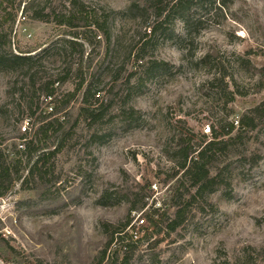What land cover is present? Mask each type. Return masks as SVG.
<instances>
[{
  "label": "rangeland",
  "instance_id": "obj_1",
  "mask_svg": "<svg viewBox=\"0 0 264 264\" xmlns=\"http://www.w3.org/2000/svg\"><path fill=\"white\" fill-rule=\"evenodd\" d=\"M81 1L89 13L110 16L109 42L99 34L92 46L84 43L82 68L85 85L101 91L102 104L111 101V106L101 126L77 123L76 135L67 138L52 175L43 182H19L0 197V264H264V123L249 131L247 144L237 150L246 152L245 161L236 162L235 155L219 166L228 187L221 185L193 202L181 225L173 232L167 228L175 212L173 193L187 186L185 181L179 184L182 173L170 161L172 153L183 142L209 141L208 127L220 132L264 104V87L257 85L261 72L246 73L236 65L238 59L249 58L264 69V0H226L222 11L208 7L196 12L188 40L179 19L150 34L156 22L146 8L148 0ZM28 2L4 3L0 52L36 54L38 82L61 70L52 55L69 38V29L33 20L23 10ZM68 2L40 4L64 14ZM205 54L210 55L207 65L196 66ZM157 62H162L161 69L152 71ZM221 76H227V88L213 81ZM231 77L242 94L234 99L228 95ZM76 82L71 77L56 95L72 91ZM37 86L32 87L24 71H0V148L11 158H18L14 146L33 138L38 118L54 106ZM81 100L79 93L56 115L65 129L76 123ZM123 107L139 111L132 123L119 114ZM23 124L29 128L25 136L20 132ZM99 132L108 135L103 143L91 142ZM56 142L52 138L41 144L48 150ZM252 157L258 162L251 168ZM30 166L21 158L20 174L26 176ZM142 202L145 208L129 214L131 204L138 208ZM127 218L133 226L143 219L144 235L134 244L124 229L101 261L108 241L103 225L123 224Z\"/></svg>",
  "mask_w": 264,
  "mask_h": 264
},
{
  "label": "trees",
  "instance_id": "obj_2",
  "mask_svg": "<svg viewBox=\"0 0 264 264\" xmlns=\"http://www.w3.org/2000/svg\"><path fill=\"white\" fill-rule=\"evenodd\" d=\"M10 0H0V11L3 12L5 7L4 3H8ZM12 1V0H11ZM42 0H29L23 6L24 12H30L31 17L35 21L49 23L52 22L56 26L66 27L69 29L68 36L64 40H61L62 45L60 49H57L55 55L60 62L61 70L56 74L54 78L50 77L46 80L38 78V82L34 81L38 72L36 69L40 60L36 58V54L32 55L31 52H20L18 54L12 52H0V71L7 75H12L17 71H24L25 75H29V81H31L32 87L37 86V90L44 94L46 100H50V104L53 101L54 106L50 107L51 111L44 116L38 118L39 125L35 130L33 138L25 141L24 144H19L13 148V156L17 159L11 158L9 154H5L0 148V197L5 195L7 191L13 188L17 183L21 182V186L33 183L35 179L39 182H43L47 175H52L54 169L55 159L58 154L64 149L67 138H70L72 132L75 133L74 128L79 121H83L88 127L94 125H100L103 119L106 117V112L111 106V101H106L104 105L100 99V92L93 88L92 84H86L85 73L82 68V60L85 57L84 43L92 46L93 42H96V38L101 35L109 42V34L107 29V22L110 19L109 15L98 17L95 14H91L86 10L85 4L81 0H69L68 8L64 14L48 10L47 6L41 5ZM226 0H148L147 7L151 9L152 15L156 25L150 31V34H155L163 23H169L173 20L179 19L182 21L185 27L186 39H190L192 36V29L197 23L195 18L196 12L207 9L208 7H214V10L222 11L225 9ZM172 3V4H170ZM217 4V5H215ZM6 5V4H5ZM208 5V6H207ZM133 7V6H132ZM131 11H133V8ZM161 21V22H160ZM165 30H163L162 34ZM166 33V32H165ZM164 33V35H165ZM100 34V35H99ZM99 38V37H98ZM251 52H247V57ZM77 58V62H74ZM210 59L209 54L200 56L196 60L197 65H207ZM162 62L154 64L152 71H159L161 69ZM76 65V66H75ZM237 67L248 73L250 71L261 72V82L258 81V87H264V69L256 68L249 58L238 59L236 63ZM73 77L75 85L73 90L66 92L62 97H58L56 92L63 84ZM227 76H221L215 78L213 81L223 84L224 88L228 87V82L225 83L224 78ZM233 90L228 92L229 98L234 99L235 95H242L236 85L233 78H229ZM212 83V82H211ZM263 85V86H262ZM82 93V102L80 103L78 118L73 128L67 130L64 128L62 120L55 118L56 115L65 111L68 104L74 100L78 94ZM110 93V90L108 91ZM58 97V98H57ZM98 104V108L95 106ZM27 109L30 115H35L32 104ZM121 117L123 116L127 123H132L131 119H136L135 116L139 115V111L134 110L132 107H123L119 110ZM134 117V118H133ZM50 118H52L50 120ZM109 118L107 121H111ZM264 123V104L258 105L246 113L241 115L236 121L227 123L221 127L220 132L214 128V126L208 127L210 131L211 139L203 144H193L183 142L180 144L173 153L170 161L176 164L179 170H181V181H185L187 186L181 192L175 190L172 199L174 204L173 208L175 212L173 219L167 224V228L170 232L176 230L183 221L185 216V210L193 202L200 200L205 195L208 196L213 193L217 188L223 184V168L219 166L225 164L228 159L238 157L236 162L245 159V151L237 152L240 146L242 148L247 144L246 137L249 131H253L255 128ZM101 126V125H100ZM102 131V130H100ZM236 131L233 135L232 133ZM108 135L95 133L91 136L90 140L93 143L102 144ZM54 138L57 142L54 143L51 148L42 145V141H48ZM42 145V146H41ZM51 149V150H50ZM26 159L27 164H31L26 176L20 174L18 166L21 164V158ZM230 161V160H228ZM251 168L257 164V160L253 157L249 159ZM183 187V185L181 184ZM194 191V193H191ZM181 204V207L179 206ZM146 203L142 202L140 207H136L131 204L129 208V214L135 210H142L145 208ZM157 210H153L150 216H154ZM128 214V215H129ZM130 219H126V222L118 225L104 224L105 233L108 234V241L101 252V261L106 257V253L113 243L118 238L121 239L122 231L130 225ZM117 237V238H116ZM112 257L117 259V251H114Z\"/></svg>",
  "mask_w": 264,
  "mask_h": 264
},
{
  "label": "built area",
  "instance_id": "obj_3",
  "mask_svg": "<svg viewBox=\"0 0 264 264\" xmlns=\"http://www.w3.org/2000/svg\"><path fill=\"white\" fill-rule=\"evenodd\" d=\"M51 111V109L49 108V112ZM20 132H21V135H27L28 132H29V128H28V125L27 124H23L20 128ZM144 220L143 219H138L135 221V224L134 226L132 224H130L128 227H127V230H129V237H130V242L131 243H137L140 238L142 237V235H144V230L143 228L145 227L144 224Z\"/></svg>",
  "mask_w": 264,
  "mask_h": 264
}]
</instances>
